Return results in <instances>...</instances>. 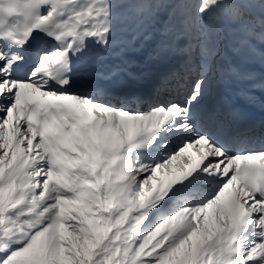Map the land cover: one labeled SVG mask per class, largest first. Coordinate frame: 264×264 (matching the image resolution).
Listing matches in <instances>:
<instances>
[{
    "label": "snow or ice",
    "instance_id": "1",
    "mask_svg": "<svg viewBox=\"0 0 264 264\" xmlns=\"http://www.w3.org/2000/svg\"><path fill=\"white\" fill-rule=\"evenodd\" d=\"M214 83L264 92V0H0V264H264V121Z\"/></svg>",
    "mask_w": 264,
    "mask_h": 264
},
{
    "label": "rangeland",
    "instance_id": "2",
    "mask_svg": "<svg viewBox=\"0 0 264 264\" xmlns=\"http://www.w3.org/2000/svg\"><path fill=\"white\" fill-rule=\"evenodd\" d=\"M132 107H138V105L132 106Z\"/></svg>",
    "mask_w": 264,
    "mask_h": 264
}]
</instances>
